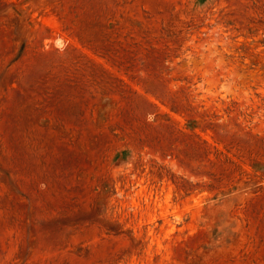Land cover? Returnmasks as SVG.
Returning <instances> with one entry per match:
<instances>
[{
    "label": "rangeland",
    "instance_id": "1",
    "mask_svg": "<svg viewBox=\"0 0 264 264\" xmlns=\"http://www.w3.org/2000/svg\"><path fill=\"white\" fill-rule=\"evenodd\" d=\"M0 264H264V0H0Z\"/></svg>",
    "mask_w": 264,
    "mask_h": 264
}]
</instances>
